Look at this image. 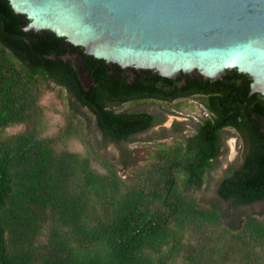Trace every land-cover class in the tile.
<instances>
[{"label": "trees", "instance_id": "trees-1", "mask_svg": "<svg viewBox=\"0 0 264 264\" xmlns=\"http://www.w3.org/2000/svg\"><path fill=\"white\" fill-rule=\"evenodd\" d=\"M27 22L0 0V131L25 127L0 137V264H169L178 256L183 264H221L235 253H243V264H264L240 248L264 242V217L226 220L191 193L204 186L221 154V134L231 128L245 152L217 194L238 207L264 201V98L250 94L249 76L236 69L215 80L197 73L170 79L149 69L129 75L51 31L25 32ZM42 80L67 90L111 142H129L153 127L173 138L158 144L147 168L133 171L135 181H125L118 165L129 154L119 162L97 152L91 158L41 136ZM197 94L210 117L188 137L178 134L177 121L163 127L160 116L138 109ZM205 226L220 227L218 236L194 243Z\"/></svg>", "mask_w": 264, "mask_h": 264}, {"label": "water", "instance_id": "water-1", "mask_svg": "<svg viewBox=\"0 0 264 264\" xmlns=\"http://www.w3.org/2000/svg\"><path fill=\"white\" fill-rule=\"evenodd\" d=\"M25 32L48 30L85 55L177 79L236 69L264 98V0H8Z\"/></svg>", "mask_w": 264, "mask_h": 264}, {"label": "rangeland", "instance_id": "rangeland-1", "mask_svg": "<svg viewBox=\"0 0 264 264\" xmlns=\"http://www.w3.org/2000/svg\"><path fill=\"white\" fill-rule=\"evenodd\" d=\"M126 72L131 75L130 72ZM83 80L87 81V78L83 77ZM40 82L42 86L38 102L40 109L38 130L41 136L56 139L58 149H66L81 155L88 154L91 158L94 157L93 152H97L109 160L117 162L123 155L129 154L130 156L126 162H120L118 165L119 175L125 181L127 178L128 182L135 181L136 177L133 171L147 168L155 161V151L159 149L158 144L170 143L173 138L172 133L164 132L163 134L159 130L160 127H153L147 132L132 137L129 142H111L105 139L98 129L94 116L86 108L81 107L76 100H73L74 98L67 90L60 88L49 80ZM200 102L202 101L199 97H196L193 101H150L143 103L141 106L139 105L138 109L157 114L164 121L162 123L165 127H170L171 123L176 121L174 117H177V120L180 121L178 129L183 127L185 130L178 134L188 137L195 134L198 123L206 118L207 113L204 110L198 113L197 106L186 112V110H183L184 106ZM133 108L129 107L130 110H133ZM24 129L23 125L10 126L0 131V137L19 133ZM221 139L223 142L220 156L207 171L204 186L198 191H191L192 195L200 206L209 209L214 207L225 215L226 220H242L249 217L262 219L264 217V201L238 207L232 202L223 201L218 196L217 188L221 179L241 164L245 152L244 139L237 131L227 128L222 132ZM93 163L95 169L103 171L97 162ZM219 232L220 227L205 226L203 234H195L192 241L198 243L199 239L205 236L210 239L216 238ZM235 243L238 246L240 245L238 242ZM240 248L246 251L251 250V257H254L255 260L258 257L260 262H264V242L250 243L246 247L241 244ZM242 254L235 253L232 261H229L226 257L221 260V264H243L245 258L242 257ZM169 264H183V262L178 256Z\"/></svg>", "mask_w": 264, "mask_h": 264}, {"label": "flooded vegetation", "instance_id": "flooded-vegetation-1", "mask_svg": "<svg viewBox=\"0 0 264 264\" xmlns=\"http://www.w3.org/2000/svg\"><path fill=\"white\" fill-rule=\"evenodd\" d=\"M196 97H199V99L202 101V102H200V103H193V104H191V105H185L184 106V109L183 110H186V112H188V111H191L192 109V107H194V106H197L198 107V113L201 111V110H204V111H206V113H207V115H206V118L205 119H208L210 116H209V114H208V111L206 110V108H205V105H204V100H205V98L203 97V96H201V95H192V96H190V97H186V98H184V99H176L175 101H172V102H176V101H180V100H188V101H193V100H195V98ZM187 108H190V109H187ZM180 114V113H179ZM175 118V120L178 122V124L180 123V121L179 120H177V117H174ZM204 119V120H205ZM173 123V122H172ZM171 123V124H172ZM164 124H161V126H163ZM163 127H165V126H163ZM167 127V126H166ZM185 130L183 129V132H184ZM184 134V133H183Z\"/></svg>", "mask_w": 264, "mask_h": 264}, {"label": "clouds", "instance_id": "clouds-1", "mask_svg": "<svg viewBox=\"0 0 264 264\" xmlns=\"http://www.w3.org/2000/svg\"><path fill=\"white\" fill-rule=\"evenodd\" d=\"M112 65V64H111ZM122 69H124V68H122ZM124 70H127L128 72H130L132 69H124ZM81 72V71H80ZM131 73V72H130ZM194 74H196V73H194ZM82 76V80H83V75H81ZM86 82V84H87V82H88V84L87 85H89V81L87 80V81H85Z\"/></svg>", "mask_w": 264, "mask_h": 264}]
</instances>
